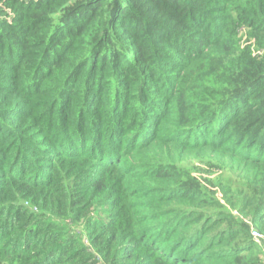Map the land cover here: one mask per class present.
Masks as SVG:
<instances>
[{
    "label": "trees",
    "instance_id": "obj_1",
    "mask_svg": "<svg viewBox=\"0 0 264 264\" xmlns=\"http://www.w3.org/2000/svg\"><path fill=\"white\" fill-rule=\"evenodd\" d=\"M103 2L0 0V110H3L0 111V119L10 122L17 131L32 119L27 131L34 133V140L43 137L35 146L23 136L20 138L21 145L36 158L38 172L31 181L27 179L30 169L26 161L21 165V177L16 182L18 187L15 194L6 179L10 173L0 175V264H127V260L132 258L133 252L126 248L125 256L119 261L110 260L112 246L118 239L117 222L121 213L116 209L123 202L120 193L115 189L109 192L103 210L99 206L93 207V201L103 192L105 185L102 179H94L87 173L76 176L68 184L67 191L63 188L53 191L57 183L56 161L61 162V167H66L67 162L63 159V153L55 148L45 134L51 129L43 127V116L35 118V112L41 107L35 97L41 95L43 84L52 75L50 64L60 66L65 56L74 49L76 39L85 32V22L91 23ZM124 2L127 8L121 0H115L113 16L123 18L122 39L131 41L140 75L145 77L146 84L148 81L153 82L156 89L154 94H159V86L151 67L153 50L155 58L167 66L170 59L167 52L171 49L175 53L171 69L176 71L181 68L182 73L213 47L219 52L209 58L207 71L203 70L204 65H200L191 73L194 77L189 82L192 101H188L186 93H180V125L190 122V114L197 109L201 110V116L213 110V117L216 115L215 110H218L222 136L243 114L236 129L239 134L236 148L251 132L249 150L259 142L260 154L264 156V140L260 139L264 133V23L256 18L264 16V0H260L258 10L251 14L247 9H230L231 4L239 3L240 0ZM45 8L48 12H55L57 8L63 12L60 20L63 27L56 28L46 48L43 37L33 44V38L38 37L51 23L47 19V12L40 11ZM210 18L214 30L207 26ZM65 32L72 38L68 44H64ZM106 43L111 44L107 32L105 40L93 52L87 86L86 103L94 115L99 114L106 91L103 76L100 77L99 85L96 83L101 63L100 49ZM41 48H44L41 66L33 77L32 85L23 92L22 71L25 61L34 63L31 57ZM58 48L62 52L57 51ZM53 54L56 56L55 61ZM107 61L108 57H104L105 68ZM45 67L49 68L48 73L44 72ZM113 67L119 73V86L130 90V70L123 69L121 56L115 49ZM132 74L135 75V72ZM57 94L55 86L49 89L48 95ZM141 95L147 103L143 88ZM61 98L64 101L61 114L67 122L71 109L70 92H61ZM14 102L15 107L10 108ZM170 103V100L165 101L166 112L169 111ZM129 105L130 99L126 95L123 100L125 114ZM120 108V93L117 92L115 115L119 116ZM79 115L83 131L86 120L82 112ZM208 123L210 120L202 122L197 126V131L201 127L207 131ZM121 124L122 120L117 119L118 127ZM102 127L101 119L96 141L101 156L104 151L100 131ZM4 132L5 129L0 127V135ZM199 139L196 140L197 145ZM93 154H96V149H93ZM0 158H7L2 150ZM70 158L73 164L66 177H71L77 169L78 150L74 149ZM261 165L259 158L253 161L250 154L241 157L235 150L227 159L197 156L184 160L182 166L188 169L185 175L189 178L181 184L180 191L171 190L167 198L162 195V189L153 178H174V167L150 172L145 170L147 165L142 163L139 167L130 168L127 176L133 187L132 195L138 197L133 207L141 223L148 225L146 232L157 233L158 239H163L165 244L171 246L169 250L162 251L158 241L153 242L147 246L150 255L140 264H193L189 257L206 237L209 243L197 253L198 261H207L208 264H263L262 250L250 234L252 225L264 234V173L259 171ZM253 168L257 169L255 174ZM218 193L221 197H218ZM7 201L15 203L5 209L3 204ZM108 201H112L111 211H108ZM21 232L25 234L19 235ZM146 239L147 235L142 236L140 243L143 244ZM50 244L58 246L41 259L43 253L39 249Z\"/></svg>",
    "mask_w": 264,
    "mask_h": 264
},
{
    "label": "clouds",
    "instance_id": "obj_2",
    "mask_svg": "<svg viewBox=\"0 0 264 264\" xmlns=\"http://www.w3.org/2000/svg\"><path fill=\"white\" fill-rule=\"evenodd\" d=\"M121 2L125 8L128 7L124 0H121ZM259 2L260 0H255V2L240 0L239 3L231 4L230 9H247L251 14L258 10ZM114 5L115 0H104L91 23L85 22V32L76 39L74 49L65 56L60 66L50 64L52 75L43 84L41 95L35 97L41 105L35 112V118L43 116V127L45 129L50 127L51 129L50 132L46 131L45 134L49 136L55 148L63 153V159L67 162L66 167H61V162L56 161L57 183L53 191L59 188L67 191L68 184L76 176L87 173L94 179H102L105 185L103 192L93 201V207L99 206L103 210L102 206L109 192L113 189L119 192L123 202L116 211L121 213V218L117 222L118 239L112 246L110 260L119 261L121 257L125 256V249L128 248L133 252V255L130 260H127V264H140L142 260L150 255L147 246H150L153 242L158 241V247H161L162 251L169 250L171 246L165 244L163 239H158L157 233L146 232L148 225L141 223L137 210L133 207L138 197L132 195L133 187L127 176L130 168L139 167L142 163L147 165L145 170L150 172H155L161 168L170 169L174 167L176 169L174 178H161L159 180L153 178L155 184L162 189V195L167 198L171 190L180 191L181 184L189 178L185 175L188 169L182 166L184 160L197 156H215L227 159L235 150L241 157L250 154L253 161L259 158L262 161L259 171L264 173V156L260 154L259 142L249 150L251 132L245 136L239 148H236L239 139L236 129L242 121L243 114L231 127L224 131L222 136L220 135L221 116L218 110H215L216 115L213 117L211 115L213 110L201 116V110L197 109L190 114V122L185 123L183 126L179 123L178 101L180 93H186L188 101H192L189 82L194 77L191 76V73L198 69L200 65H204L203 70L207 71L209 58L218 55V50L213 47L210 51H206L204 57L197 58L194 65L183 71V73L181 68L172 71L171 61L175 59V53L171 49H168L167 52V56L170 58L167 66L155 58L153 50L151 67L155 71L156 83L159 86V94H154L156 89L153 87V82L148 81L146 84L145 77L140 75V67L136 65L131 50V41L122 39L124 20L123 18H114ZM40 11L47 12V19L51 23L38 37L33 38V44L37 43L40 37H43L45 40L44 48H46L47 41L56 28L58 26L63 27L60 24L63 12L59 8L55 12H48L47 8L40 9ZM256 18L264 23V16ZM207 26L213 27L214 30L211 18L207 21ZM106 32L111 39V44L106 43L100 49L101 63L98 66L96 76L97 85L100 83V77L103 76L106 91L103 96V106L100 108L99 114L94 115L93 112L89 111L86 103L87 86L91 76L93 52L97 49V45L105 40ZM71 39L65 32L64 44H68ZM226 41L227 36H225ZM113 46L121 56L123 69L130 70L128 72V78L132 82L130 90L119 86V73L113 67ZM148 47L151 49V44ZM44 48L37 50L35 55L31 57L34 63L29 64L28 61H25V67L22 71L23 92H26L33 83V77L44 58ZM57 51L62 52V49L58 48ZM104 57H108L106 68L103 63ZM55 60L56 56L53 54V61ZM85 61L87 62L86 65L81 67ZM101 69L103 70L101 71ZM48 71L49 68L45 67L44 72L48 73ZM78 71L79 74L77 75ZM133 71L135 75L132 74ZM177 76H179V79H176ZM53 86H55L58 94L48 95L49 89ZM142 88L147 96V103L144 102L141 95ZM64 91L70 92L71 95V109L67 122L64 121L61 114V105L64 103L61 92ZM117 92L120 93L121 99L119 116L114 114ZM126 95L130 99V105L125 114L123 100ZM49 96L50 99H48ZM166 100L171 101L167 112L164 107ZM53 102L55 103L54 109L52 108ZM9 107L14 108L15 102ZM81 112L86 120L83 131L80 127L81 115L79 114ZM78 116L79 118H77ZM101 119L103 121V127L100 129L104 150L103 156H101L100 149L96 145L97 128ZM117 119L122 120L119 127ZM209 120L207 131L204 127L197 131L198 125ZM31 124L32 119H29L23 128L17 131L10 122L0 119V127L5 129V132L0 135V150L7 154L6 160L0 158V175L10 173L6 176V179L13 194H15L16 187H18L16 182L21 177V165L25 164V161L30 169L27 177L28 181H31L38 172L36 158L20 143L22 136L34 146L38 144L39 139H43V137L32 139L34 133L27 131ZM201 133L204 135L201 136ZM197 138H200L198 145L196 143ZM260 139L264 140V133L261 134ZM221 141L223 142L221 143ZM74 149L79 152L77 169L71 177H66L68 169L73 164L70 157ZM93 149H96L95 155ZM117 160L121 162L116 163ZM256 171L257 169L253 168V174ZM92 191H95V189H92ZM89 195L91 196V192ZM13 203L15 202L7 201L3 204V207L6 209L9 204ZM111 203L112 201H108V211H111ZM18 234L24 235L25 233ZM145 235H147V239L141 244V237ZM12 238L14 239V237ZM208 243L209 240L206 237L204 242L191 253L189 258L193 261V264H208L207 261L196 259L197 253L205 248ZM57 246V244H50L46 248L41 247L39 249L43 253L41 259L47 255L48 251Z\"/></svg>",
    "mask_w": 264,
    "mask_h": 264
},
{
    "label": "built area",
    "instance_id": "obj_3",
    "mask_svg": "<svg viewBox=\"0 0 264 264\" xmlns=\"http://www.w3.org/2000/svg\"><path fill=\"white\" fill-rule=\"evenodd\" d=\"M34 210H36V209L34 208ZM235 214H237V213L235 212ZM237 215H239V214H237ZM250 225H252V224H250ZM250 234H251L252 240L261 248L262 253L264 255V234L261 233L253 225L251 226ZM263 264H264V259H263Z\"/></svg>",
    "mask_w": 264,
    "mask_h": 264
},
{
    "label": "rangeland",
    "instance_id": "obj_4",
    "mask_svg": "<svg viewBox=\"0 0 264 264\" xmlns=\"http://www.w3.org/2000/svg\"><path fill=\"white\" fill-rule=\"evenodd\" d=\"M218 197H221V194L220 193H218Z\"/></svg>",
    "mask_w": 264,
    "mask_h": 264
}]
</instances>
